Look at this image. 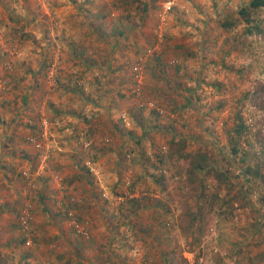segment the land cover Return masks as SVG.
<instances>
[{"label":"rangeland","instance_id":"rangeland-1","mask_svg":"<svg viewBox=\"0 0 264 264\" xmlns=\"http://www.w3.org/2000/svg\"><path fill=\"white\" fill-rule=\"evenodd\" d=\"M250 1L0 0V264H205L264 183Z\"/></svg>","mask_w":264,"mask_h":264},{"label":"crops","instance_id":"crops-1","mask_svg":"<svg viewBox=\"0 0 264 264\" xmlns=\"http://www.w3.org/2000/svg\"><path fill=\"white\" fill-rule=\"evenodd\" d=\"M241 184L246 189L256 187L254 192L241 194L242 201L247 203L232 200L233 205L222 209L223 215L217 213L220 217L213 224L215 243L205 264H264V202L260 198L264 183L245 177Z\"/></svg>","mask_w":264,"mask_h":264},{"label":"trees","instance_id":"trees-1","mask_svg":"<svg viewBox=\"0 0 264 264\" xmlns=\"http://www.w3.org/2000/svg\"><path fill=\"white\" fill-rule=\"evenodd\" d=\"M263 6H264L263 0H251L245 8H243L239 11V14L242 16V18H244V21L246 23H249V20L246 18L249 15L247 9H257V8H261ZM237 133H239V132H237ZM196 169L199 170L200 168L197 167Z\"/></svg>","mask_w":264,"mask_h":264},{"label":"built area","instance_id":"built-area-1","mask_svg":"<svg viewBox=\"0 0 264 264\" xmlns=\"http://www.w3.org/2000/svg\"><path fill=\"white\" fill-rule=\"evenodd\" d=\"M165 8H166L167 11L170 10V9H171V5H170V3H167V4L165 5ZM23 222H24V220L22 221V223H23ZM259 222H260V221H259ZM262 224H263V229H264V220H263Z\"/></svg>","mask_w":264,"mask_h":264}]
</instances>
